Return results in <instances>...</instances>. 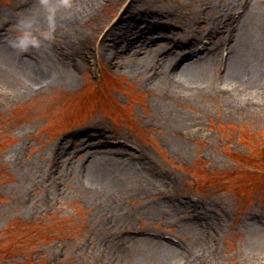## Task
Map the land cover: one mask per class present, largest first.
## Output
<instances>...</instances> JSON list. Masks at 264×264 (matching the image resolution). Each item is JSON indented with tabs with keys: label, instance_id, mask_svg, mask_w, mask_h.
I'll use <instances>...</instances> for the list:
<instances>
[{
	"label": "rangeland",
	"instance_id": "obj_1",
	"mask_svg": "<svg viewBox=\"0 0 264 264\" xmlns=\"http://www.w3.org/2000/svg\"><path fill=\"white\" fill-rule=\"evenodd\" d=\"M145 1L149 7L189 5L178 19L182 25L199 4H222ZM21 2L0 0L5 41L22 54L40 44L59 46L63 35L21 23ZM119 9L104 0L75 27L77 42L67 47L68 54L84 53L72 81L67 77L37 90L0 63V264H98L95 244L130 237L172 244L184 255L181 264H264L243 253L246 242H258L257 253H264V112L231 106L213 90L160 96L144 76L104 58L99 65L98 33L105 22L116 20ZM89 125L106 128L112 142H125L130 152L150 158L161 177L137 182L115 198L58 180L59 195L47 198L28 164L46 166L60 139ZM100 198L124 213L113 231L104 229L101 216H93ZM157 203L164 204L161 214L152 211ZM253 218L260 224H252ZM192 226L213 237L198 261L192 258Z\"/></svg>",
	"mask_w": 264,
	"mask_h": 264
},
{
	"label": "bare ground",
	"instance_id": "obj_2",
	"mask_svg": "<svg viewBox=\"0 0 264 264\" xmlns=\"http://www.w3.org/2000/svg\"><path fill=\"white\" fill-rule=\"evenodd\" d=\"M112 1L120 9L113 16L116 20L105 22L98 33L99 65L104 58L144 76L160 96L188 97L213 90L231 106L264 112V0H221L218 7L199 4L188 13V22L183 25L178 19L184 17L189 5L149 7L145 0H105ZM143 1L147 8L139 5ZM102 2L22 0L21 23L44 25L63 35L64 43L59 41L53 49L40 44L34 51L22 54L0 33L3 70L24 76L37 90L67 77L72 81L76 76L72 69L77 71L84 53L68 54L67 47L77 42L73 41L77 35L73 31ZM67 34L72 40L66 42ZM216 67L219 73L212 74ZM125 145L122 141L114 145L106 128L89 125L60 139L55 159L50 157L46 166L31 160L28 171L37 177L36 185L43 186L47 198L59 195L58 180L64 185L79 182L89 193L115 198L137 182L161 177L150 158L130 152ZM103 198L96 201L98 209L93 216H101L104 229L113 231L125 216L112 200ZM52 203L54 200H49ZM163 206L157 203L152 211L161 214ZM251 223L260 224L254 218ZM188 233L196 245L193 261L204 258L213 237L202 236L195 226L188 228ZM105 241L100 247L93 246L99 256L98 264H181L184 258L172 244L150 238ZM257 244L246 242L243 253L254 263H264V253H257Z\"/></svg>",
	"mask_w": 264,
	"mask_h": 264
}]
</instances>
